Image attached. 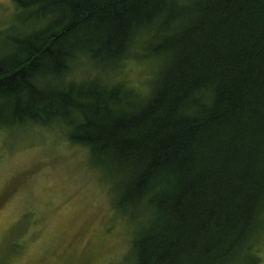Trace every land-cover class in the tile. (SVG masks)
Masks as SVG:
<instances>
[{
    "label": "trees",
    "instance_id": "obj_1",
    "mask_svg": "<svg viewBox=\"0 0 264 264\" xmlns=\"http://www.w3.org/2000/svg\"><path fill=\"white\" fill-rule=\"evenodd\" d=\"M12 1L0 130L60 128L118 177L114 207L139 217L128 264H256L264 0ZM133 56L157 64L148 91L104 78Z\"/></svg>",
    "mask_w": 264,
    "mask_h": 264
},
{
    "label": "rangeland",
    "instance_id": "obj_2",
    "mask_svg": "<svg viewBox=\"0 0 264 264\" xmlns=\"http://www.w3.org/2000/svg\"><path fill=\"white\" fill-rule=\"evenodd\" d=\"M18 11L0 0V45L22 25ZM92 66L76 64L71 77ZM155 68L133 56L104 78L148 91ZM92 162L60 128L0 130V264H128L139 217L117 211L118 177ZM254 252L264 264V235Z\"/></svg>",
    "mask_w": 264,
    "mask_h": 264
},
{
    "label": "snow or ice",
    "instance_id": "obj_3",
    "mask_svg": "<svg viewBox=\"0 0 264 264\" xmlns=\"http://www.w3.org/2000/svg\"><path fill=\"white\" fill-rule=\"evenodd\" d=\"M0 183H2V175H0Z\"/></svg>",
    "mask_w": 264,
    "mask_h": 264
}]
</instances>
